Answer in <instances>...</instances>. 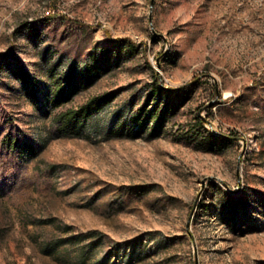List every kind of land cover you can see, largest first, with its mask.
I'll return each instance as SVG.
<instances>
[{
    "label": "rangeland",
    "instance_id": "obj_1",
    "mask_svg": "<svg viewBox=\"0 0 264 264\" xmlns=\"http://www.w3.org/2000/svg\"><path fill=\"white\" fill-rule=\"evenodd\" d=\"M117 39L138 53L117 49L120 65L69 106L113 101L81 135L47 140L44 106L11 70L42 105L52 66L64 76ZM150 66L179 90L155 96ZM144 105L152 119L131 137ZM2 120L45 143L38 163L56 174L0 199V264H264V0H0ZM208 133L214 152L199 147Z\"/></svg>",
    "mask_w": 264,
    "mask_h": 264
},
{
    "label": "trees",
    "instance_id": "obj_2",
    "mask_svg": "<svg viewBox=\"0 0 264 264\" xmlns=\"http://www.w3.org/2000/svg\"><path fill=\"white\" fill-rule=\"evenodd\" d=\"M56 17L57 15L53 13L49 15L48 19ZM120 48H126L133 54L139 51V45L131 40L117 39L113 46L102 48L97 45L94 47L85 61L70 66L68 73L64 76H57V70L52 66L47 74L50 83L45 95V102L42 105L39 102L36 89L37 82L32 79L30 73L21 65H17L11 70V75L20 82L25 96L33 103L36 110H40L44 106V114L50 119L49 138L47 140L70 139L81 135L98 112L113 101L114 94L108 92L93 96L79 106H69L72 98L82 89L89 88L98 79L110 72L113 67L120 65L121 54H116L117 49ZM114 57L116 63L113 61ZM151 69L155 77L152 93L158 97L173 95L174 91H167L161 86L162 79L157 77V73L152 67ZM166 111L168 110L165 108L163 114L154 120L151 137L159 136L160 126L164 123ZM150 119H152L151 113L146 110L144 105L131 118L133 128L130 136L135 137L142 133L147 128ZM6 120L0 121V199L35 189L40 185V182L46 183L52 175L56 174L54 166H50L45 171L38 163L45 143H41L40 139H36L33 134L6 130ZM198 122L201 127H204L203 121L199 120ZM134 128L138 129L135 134ZM196 135L198 136L200 133L197 132ZM218 139V136L208 133L202 138L203 143L200 142L199 147L207 152H214L215 142ZM222 140L230 142L227 139ZM31 164H35L32 169ZM231 205L230 198L224 202L223 208L227 214L231 211ZM90 235L96 238V241L105 237L99 231H92Z\"/></svg>",
    "mask_w": 264,
    "mask_h": 264
},
{
    "label": "water",
    "instance_id": "obj_3",
    "mask_svg": "<svg viewBox=\"0 0 264 264\" xmlns=\"http://www.w3.org/2000/svg\"><path fill=\"white\" fill-rule=\"evenodd\" d=\"M153 5H154V0H152V7H153ZM150 20H151V22H152V16H150ZM152 28H153V25H152ZM156 34V33H155ZM156 35H158V34H156ZM158 36H161V37H163V38H165L163 35H158ZM161 86L165 89V90H167V91H178L179 89H176V88H170V87H166V86H164L163 84H161ZM217 134H220V133H218V132H216ZM228 138H230V137H228Z\"/></svg>",
    "mask_w": 264,
    "mask_h": 264
}]
</instances>
